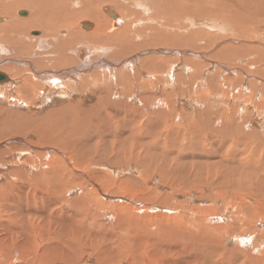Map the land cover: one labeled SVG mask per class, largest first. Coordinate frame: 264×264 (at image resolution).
Listing matches in <instances>:
<instances>
[{
    "label": "rangeland",
    "instance_id": "374dc122",
    "mask_svg": "<svg viewBox=\"0 0 264 264\" xmlns=\"http://www.w3.org/2000/svg\"><path fill=\"white\" fill-rule=\"evenodd\" d=\"M193 1L197 11L190 13H181L173 0H136L132 5L124 1L128 11L121 16L120 22L108 11L107 8L120 18L114 4L108 1L100 8L101 24L107 25H101L97 31L104 32L110 27L120 33L111 42L98 40L94 47L100 51L92 55L87 41L79 43L76 51L79 52L82 44L89 53H84L83 57L79 53L77 58L89 60L88 68L86 64L84 68L83 64L76 63L59 69L61 73L54 74L50 78L52 81L49 79L52 83L55 78L60 79L53 83L57 89L51 90V84L42 83L47 93L42 92L43 87L37 91L24 89L20 86L22 79L19 76L3 69L8 59L19 60L16 68H24L32 55L0 54V71L13 80V83H0V185L8 190L13 183L15 190L10 191L15 192L16 205L22 212H30L29 220L36 228L32 236L28 227L19 231L17 240L25 242L28 236L32 237L31 245L34 244L28 248L34 251H28V254L27 250L25 253L17 247L15 264H94L91 260L95 258L98 262L99 257L95 256L105 249L112 252L103 254L107 260L98 264H192L193 259L197 260L193 264H198L201 254L207 256L205 264H264L262 217L255 214L249 225L243 228L233 225L230 233L224 230L225 224L235 217L236 208H230V204L238 203L240 196L233 197L237 191L245 197V203L239 200L240 206L245 204V210L256 206L253 209L264 213V77L259 74L264 71V62L249 64L264 51V19L261 14L256 16L254 10L249 13V3L240 0ZM261 2L257 5L263 6ZM204 6L207 9L224 7L223 11L230 18H236V15L237 18L232 23L217 15L204 14L201 10ZM239 6L247 7L246 11L241 12ZM262 8L260 12L264 14ZM21 9H17V17L26 18L29 10L22 9L25 12L20 15ZM237 11L240 13L235 14ZM0 17L6 16L0 13ZM251 18L260 21L250 23L248 19ZM80 19L78 25L89 21L94 26L93 21ZM111 20L121 25L111 27ZM206 23L213 28L209 29ZM123 24L127 29L122 28ZM61 29L59 34H66ZM29 31V36L36 40L43 35L41 28ZM33 31L38 32L33 34ZM193 31L198 32L191 36ZM199 31L214 36L209 39L207 34L200 35ZM229 45L255 50L242 56L248 60H245L246 74L242 73L241 67L245 63H238L236 58L233 61L217 60L223 64L220 65L213 57L216 51ZM123 48L129 52L125 56L120 54ZM160 61L161 66H157ZM139 65L144 74H140L137 81H131L129 74L139 69ZM227 67L231 70L226 71ZM25 69L32 70L28 66ZM44 71L49 72L48 77L55 73ZM39 72L43 73L42 70ZM91 72L105 73L109 76L107 83L112 86H108V90L104 83L90 89L72 88L78 84L80 74L90 75ZM32 73L37 77L36 72ZM112 77H115L114 81ZM118 81L126 88H118L116 98L114 84ZM18 86L24 89L20 95ZM96 89L100 96L105 92V99H93L91 93ZM76 100L84 101L85 107L80 112L75 131L65 136L69 137L65 143L56 140L51 143L50 136L53 137L54 132L61 134L64 131L63 124L56 123L58 117L51 113ZM123 100L126 103L120 105L118 101ZM134 104L143 108V115L139 107L136 110L128 108ZM102 109L108 111V122L102 121ZM117 111L123 114V120L113 119ZM141 115L144 118L137 120ZM50 120L54 123L49 124ZM193 122L196 126L190 132L189 126ZM66 125L70 126L71 122ZM234 127L233 136L226 138L224 128ZM214 128L220 131L212 134L211 139L210 132H216ZM134 130L139 132L138 135L132 141L126 140L124 137L130 138L128 133ZM47 138L50 140L45 142ZM221 138L225 140L224 145ZM65 144L80 149L78 156L69 153L78 160L83 161L79 158L83 150L84 161L95 160L94 166L90 167L97 169L93 171L86 167L84 171L68 167L73 163L68 161ZM238 145L242 147L236 149ZM110 158L117 161L112 166L106 164L112 161ZM65 161L69 164H64ZM64 180L67 182L64 186L59 184ZM118 180L128 185L116 189ZM94 182L99 187L107 186L106 182L113 184V189L106 190L112 198L108 200L91 193L88 185ZM132 186L146 195V199L140 203L128 200L131 206L126 209L128 212L116 208L117 199L119 203H125L121 196L138 195L135 190L131 192ZM217 187L229 195L228 203L224 204V198L217 194L220 193L215 190ZM152 203L183 218L178 223L167 220L159 228L151 227L143 221L157 211L151 209ZM129 212L140 219L128 220ZM246 217L242 214L245 221ZM251 227L253 232L249 231ZM207 231L209 234L206 235ZM190 241L195 243L191 251L185 252L183 247ZM4 253L6 258H11L7 249ZM27 255L30 258H26ZM0 261L5 264L4 258Z\"/></svg>",
    "mask_w": 264,
    "mask_h": 264
},
{
    "label": "bare ground",
    "instance_id": "6f19581e",
    "mask_svg": "<svg viewBox=\"0 0 264 264\" xmlns=\"http://www.w3.org/2000/svg\"><path fill=\"white\" fill-rule=\"evenodd\" d=\"M108 1H111L114 4L115 11L119 13L118 15H120V18L116 17V15L112 11H110L109 8H107L108 11L111 12V16L114 19H118L117 22H120L121 21V16L126 11H128V7L124 4V1H126L130 5H132L133 3H136V0H0V13L2 15L6 16L4 18L0 17V19H1V21H0V54H4L5 55V53L10 52L12 55H18V54H29V55H32L31 58H30V60H31L30 62H32V64L29 62L30 64L28 63L26 65L29 67V69H32L31 70L32 72L33 71L36 72L34 74H36L37 77L35 75H33V73L30 70L25 69L27 66L24 67V68L23 67L16 68V64L19 62V60H16V59H8L7 61L4 60V61H6L8 63L5 64V67H3V69L5 71H7L8 73L9 72L12 73V75L15 76V77L19 76V78L22 79L21 80V84H23V85L20 84V86H22L24 89H32L33 91H37V90H39L40 88L43 87L42 83L45 84L46 86H48L49 84H51L53 86V83H54L55 80L59 81L60 79L55 78L53 83L50 82V80H51L50 78L54 74H56V75L59 74V72H60L59 69L65 68L66 66H70V65L74 66V64H76V63L83 64V67H84L85 64L87 66V63L89 62V60L84 59V58L78 60L77 57H78L79 53H80V57H83L84 53H85V55H87L89 53V51L87 49L90 48L91 49L90 53L92 55V54H94L95 51H97L94 46H97L98 40H106V42H111L116 37V34L120 33V31H117V30H111L110 27H109V30L107 29L104 32L97 31V29L99 27L101 28V25H107V23L106 24H101L102 21L100 19L101 18L100 17L101 16L100 8H102L103 5L107 4ZM228 1H230V0H228ZM250 1H252V2H250ZM230 2H232V0ZM240 2L249 3L248 6H250V9H248L247 11L249 13H251V12L254 13L255 12L254 14L256 16L258 14H261L262 17H263L261 19H264V14H262L260 12L263 9L262 7H264V5L263 6L257 5L258 3L260 4L261 0H249V1L240 0ZM194 3L195 2L193 0H173V5L179 6V11L181 13H190V12L197 11V9H194ZM261 4H264V0L261 2ZM220 5H222V3ZM170 7L173 8L172 5ZM18 8L28 9L29 12H30L29 15L26 18L17 17L16 11H17ZM223 8L221 6H218V7H213L212 6V7H210V9H207V7L204 6V8L201 9V10L203 11L204 14L217 15V16L223 17L224 19H227L228 21L231 20V22L233 23L232 20L236 19L237 15H236V18H230V15L225 13V10L223 11ZM246 8H242V6H241L240 9L243 10L241 12L246 11V10H244ZM22 9L20 11H18L20 15H21L22 12H25ZM252 10H254V12ZM232 11H234V10H232ZM236 13H240V12L237 11V12H235V14ZM83 17L85 19H87V20L93 21L94 22V26H92L91 23H89V21H87V20H84V21H87L86 23H82V24L78 25L79 21L77 22V20L80 19V18H83ZM251 19H248L250 21V23L260 21L257 18H253L252 20ZM214 20L217 21V19H214ZM206 24H209V23H206ZM206 24H205V26H206ZM109 25L111 27H117L118 25H121V24H117V23H114V21H112ZM234 25H235V23H234ZM208 27H209V29L213 28V26L211 24H209ZM38 28H41L43 30V35H42L41 38L39 37L36 40V39H34V37H30L29 36V32H30L29 30L30 29L31 30L32 29H38ZM61 28H63L66 31V34H59V31H60ZM122 28H126V26L124 25ZM253 30H256V28L254 26H253ZM65 31H62V32H65ZM35 32H38V31H33V34ZM195 32H198V31H193L191 33V36L194 35ZM67 34H68V36H67ZM205 34H207V36H209V39H211L212 36H214L213 34H210L209 32H206V31H201L200 32V35H205ZM248 36H250V35H248ZM202 39H205V37L202 36ZM82 41H87L88 42V43H86V44H88V46H87L88 48L84 47L86 45L80 44L81 45V47L79 48L80 50H79V52H77L76 51V46L79 43H83ZM36 45L38 47H36ZM43 46L45 47V49H44ZM41 48L44 49V50L43 51H41V50L38 51ZM99 51L100 50H98L97 52H99ZM254 51L255 50L253 48H250V47L229 45L228 48L227 47H223L222 49L216 51L213 57L215 58L216 61L217 60L223 61L224 59H229V60L233 61L236 58L235 61H237L238 63H245L248 60L246 58H242V56L248 55V54H250V53H252ZM114 52H116V50ZM188 52H192V51H188ZM128 53L129 52H127L126 48H123L120 51L121 56H125ZM189 54H191V53H189ZM245 60H247V61H245ZM0 61H2V60H0ZM10 62H13L12 64L15 65V66L14 67L10 66L9 65V64H11ZM254 62H259V63L264 62V51L257 56L256 60H254L252 62V64L251 63H249V64L253 66ZM3 63H5V62H3ZM161 63H162V61H160L157 66H161ZM218 63L220 65L222 64L220 62H218ZM23 64H25V63L23 62ZM89 66L91 68V64ZM92 66H94V65H92ZM220 67L222 68V66H220ZM241 67L243 69L242 73L246 74V72L248 70L247 69V64L245 63V65H242ZM84 68H86V67H84ZM87 68H88V66H87ZM67 69H68V67H67ZM76 69H78V68H76ZM39 70H42L43 73H40ZM44 70H48V71L49 70H53L55 73H53L50 77H48L47 73H49V72H46ZM80 70H82V69H80ZM229 70H231V68L227 67L226 71H229ZM74 71H76V70H74ZM84 72L85 71H83V73ZM0 73H2L5 76V79L0 81V83H5V82H9L10 81V78L6 75V73H3L2 71H0ZM91 73H90V75H87V74L84 75V74H80L79 73L80 75L77 78L78 79V81H77L78 84H75L72 88L74 90H76L80 86V88H82V89L83 88H89L90 89V88H93L94 86H98V85L101 86L102 83H104L105 90H108L107 89L108 86H112V84L107 83L109 81V76H105V73H102V74L98 73V72H91ZM70 74H72V73H70ZM140 74H144V70L139 65V69H134V71H132L129 74L132 77L131 81H137L138 80V76ZM259 74L264 77V71L260 72ZM251 75H252V72H251ZM65 76H66V74H65ZM38 77H40L41 79H39ZM75 77H77V76H75ZM75 77H73V78H75ZM115 77H118V75H116ZM115 77H112L111 80L114 81ZM66 78H67V76H66ZM97 79H99L100 83H98ZM52 80H53V78H52ZM74 80H72V81H74ZM11 82L13 83V80H11L9 83H11ZM114 86H115V90L112 89V91L114 90V92H115L117 90V92H115V93H116V98H118L119 89L120 88H126V86L123 83L119 82V81H118L117 85L114 84ZM24 89H20V87H19V89H17V92L19 94L18 93L17 94L20 95L22 90H24ZM54 89H57V88H55L54 86L51 87V90H54ZM96 91H97V89L94 90L91 93L95 97V98L93 97V99H98V100H100V98L101 99H105V95H106L105 92H103V94L100 96V94L97 93ZM42 92L43 93H45V92L47 93V89L45 87H43V91ZM111 94L112 93H110V97H111ZM135 95L138 97V94H135ZM46 96H47V94H46ZM142 97H143V95L140 96V98H142ZM106 102H109V101H106ZM118 102L121 105L123 103H126V100L118 101ZM110 103H112V102H110ZM114 104H115V102H114ZM135 105L136 104L130 105V106H128V108L131 109V110H136V107H137V109L139 107L138 110L142 111L141 113L143 115V108L140 107L139 104H137L138 106H135ZM84 107H85L84 101L81 102V100H76L72 104H67V105L62 106L60 108H55L54 109L55 111H53L51 114L53 116L55 115V117L56 116L58 117L56 123H58L59 125L63 124V126H64L63 130L64 131L61 134L58 133V132H54L53 133V137L50 136V138H52V140H50V138H47L44 141L48 142V140H50L51 143H53V140H56L58 142L60 141L61 143H63V141H64V143H65V140L67 138H69V137H65V136L67 134L72 133V132L75 131V129H76V127H77V125H78V123L80 121V116H81L80 112L82 111V109L84 110ZM88 107H93V105H89ZM111 107H112V105H111ZM103 108H106V106L104 105ZM100 111H102L104 113L102 115V121L108 122V120H110L109 117H108L109 115L107 114L108 111H106L105 109H102ZM17 113H19V112H17ZM115 113H116V111H115ZM122 113H124V111ZM162 113H163V110L161 109L160 110V114H162ZM20 115L24 116L23 113H21ZM122 115L123 114H121V113H119V111H117V114H115V117H113V119L121 121V120L124 119V117ZM142 115L137 120H139L140 118L143 119L144 117ZM149 117H150V115H149ZM67 122H71V125L67 126L66 125ZM51 123H54V122H51V120H50L49 124H51ZM138 125H139V123H138ZM144 125H145V128H146L145 130H147L148 129V124H146V120H145ZM195 126H194V122L189 126L190 132L194 131ZM224 130H225V135L224 136H226V138H227V135L233 136L234 131H235V127L234 128H224ZM219 131H220L219 129L216 130V132L211 131L210 132L211 133V135H210L211 139L214 137L212 134H218ZM138 133L139 132L134 130V131L128 133L130 135V138H128V137H124V138L126 140H131L132 141L133 138H135L138 135ZM39 135H40V132H39L38 136ZM222 138H221V141L223 140ZM224 143H225V140H223L221 142L222 145H224ZM72 145L73 144H69V145H67V147H66V144L63 145L64 148L66 149L65 152L67 154V157L69 158L68 161L73 163V164H70L71 166L69 165L68 167H71V168L77 167V168H80V169H84V171L86 170V167H89L88 169H91L93 171L95 169H97L96 167H93V168L90 167V166H94L95 160L91 159L88 162L84 161L86 159L84 158L83 150H81L82 151L81 152L82 153V157H79V158H82L83 161L81 159L78 160L77 158H74L73 156H71V155L78 156L77 152L80 150L79 148H76V146L74 147ZM74 145H75V143H74ZM241 147H242V145H238V147H236V149L237 148H241ZM1 152L2 151H0V154H1ZM110 159H112V161H110ZM110 159H109L110 162H106L107 165H111L112 166V165H114V163L117 162L113 158H110ZM66 161L63 162V163L64 164H69V162H66ZM52 162H50V163H52ZM47 165H48V163H47ZM95 166H97V165H95ZM98 166H100V165H98ZM77 168H75V169H77ZM57 173H59V172H57ZM95 176L99 180H101L99 174H96ZM108 176H110V174H108ZM86 177H87V175H86ZM110 178H111V176H110ZM103 180H104V178H103ZM92 182H93V180H92ZM109 182L105 183L107 186H105V185L101 186L102 184H99L101 187H99L94 182L93 184H89L88 185L89 186L88 189H89V191L91 193L99 194V196L101 198H104V199L108 198V200H109L112 197H110L109 195L106 194V190L114 188L113 184H111ZM124 182L125 181L121 182V181L118 180L116 182L115 188L116 189H120L121 187H124L127 184V183L125 184ZM66 183L67 182L64 180L62 183H59V184L64 186ZM10 184H11V182H10ZM10 184H9V186H11V185L12 186L10 188H8V190L3 189L4 185H3V187L0 185V258L1 259L4 258L5 264H15V262L17 260V258L15 256V253L17 252V247H18L19 250L21 249L25 253H26V250H27V252L32 250V248L29 249L28 247H29V245H31L33 238L32 237L29 238V237L32 236L34 229H36V228H34L33 223L29 220L30 212H26V213L22 212L20 206L18 204L16 205L17 202L15 201V198H14V195H15L14 193L15 192L13 193L12 190L10 191V189H12V188L14 189V185H13V183L11 185ZM216 184H218V183H216ZM108 186H111V187H108ZM226 186L228 187V185H226ZM227 187H226V189H227ZM134 190L136 192H138L135 189V187H133V189H131V192H135ZM215 190H217V192L220 191V193H217V192L216 193L219 194V196L221 195L222 198H224V204L228 203V201L230 199L229 195H227L225 193L223 194L224 191H223L222 188L217 187V189H215ZM6 193L10 194V196L8 194H6ZM11 193L13 194V196L11 195ZM239 194H240V192L237 191L233 195V197H239L240 196V199H238V203H239V200H243L244 201V199H245V197H243V196L241 197V194L240 195ZM17 198H19V197H17ZM120 199L124 200L125 203H119L118 201H120V200L117 199V201L115 202L116 203V208L118 207V209H120V210H126V209H129V208L131 209V206H130L128 200H130V202L140 203V202H142V201H144L146 199V195H143L142 193L138 192V195H136L135 197H133L132 195L123 196V197L121 196ZM103 202H105V201H103ZM238 203L230 204V205H232V207L230 206V208H234V207L236 208V213H235V217H233L229 222H227V224H225L226 226H225L224 230L226 232H228V233L232 232V230L234 229L233 225H237V226L241 225L240 227H242V228L245 227L246 225H249L250 221H252V219L255 218V214H256L257 217H262V220H264V213L261 210L253 209L256 206H254V207L250 206L249 207L250 210L246 209V210H248V211H246L245 208H244L245 204H243V206L242 205L240 206ZM244 203H245V201H244ZM150 205H153V208H151V209H155L157 211L152 213V214L147 215L148 217L144 218L145 220L143 222L144 223H146V222L149 223L151 225V227L152 226H156V227L159 228L161 226V223L163 221H167V220H170V221H174L175 220L178 223L179 220L183 218L180 215H176V214H173V213L166 212V211H169L167 208H164L163 210H161L162 208H160L157 204L152 203ZM257 209H259L258 206H257ZM201 211L206 213V211L204 209H201ZM242 214H244V216H247L246 217V221L244 220V218H242ZM137 217L140 219L139 216H136V215H133V214L131 215L130 212H129L127 219L129 220V218H130L133 221V218H137ZM143 222H141V223H143ZM171 225H173V222H172ZM26 227L29 228L28 233H29L30 236H28V239L25 242H20L19 240H17V238H19L18 237V233H19L20 230H22V229L24 230ZM178 228H180V227L178 226ZM244 230H246V229H244ZM249 231L253 232L254 231L253 227H251L249 229ZM152 232L153 231H151V233ZM207 234H209L208 231H207L206 235ZM234 236L238 237L240 235L239 234H234ZM21 238H23V237H21ZM179 241L180 240H177V242H179ZM191 242L192 241H190L189 245H186V246L183 247L184 248L183 250L185 252H187L188 250L191 251V249L193 247L192 245L195 243L194 242L192 244ZM6 249L9 251V253H11V258H6L5 257L6 254L4 253V250H6ZM32 251H34V250H32ZM111 252L112 251L110 249H105V250L99 252V254L97 253L98 256H95V257H99V259H97L99 261L107 260L106 257L103 254L111 253ZM28 254H30V253L28 252ZM203 255L204 256H202V254H201V256H198V259H200V261H201V263H198V264H205L206 263L205 260H207V256L205 254H203ZM26 258H30V255H27ZM23 259H25V258H22V260ZM94 260H95V258H94ZM94 260H91V261L94 262V264H98L99 261L96 262V260L95 261ZM193 261L195 262L197 260L193 259ZM247 261H248V259H247ZM194 262H192V264ZM3 263L4 262H2L0 264H3ZM22 264H25V263H22ZM234 264H236V263L234 262Z\"/></svg>",
    "mask_w": 264,
    "mask_h": 264
},
{
    "label": "water",
    "instance_id": "95a60500",
    "mask_svg": "<svg viewBox=\"0 0 264 264\" xmlns=\"http://www.w3.org/2000/svg\"><path fill=\"white\" fill-rule=\"evenodd\" d=\"M0 21H1V19H0ZM34 34H37V32H35ZM4 79H5V76L2 73H0V81H2Z\"/></svg>",
    "mask_w": 264,
    "mask_h": 264
}]
</instances>
